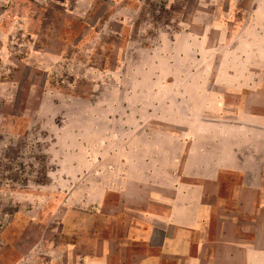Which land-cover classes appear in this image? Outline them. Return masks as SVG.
Instances as JSON below:
<instances>
[{
    "label": "rangeland",
    "instance_id": "obj_1",
    "mask_svg": "<svg viewBox=\"0 0 264 264\" xmlns=\"http://www.w3.org/2000/svg\"><path fill=\"white\" fill-rule=\"evenodd\" d=\"M263 78L264 0H0V264H135L141 178Z\"/></svg>",
    "mask_w": 264,
    "mask_h": 264
},
{
    "label": "crops",
    "instance_id": "obj_2",
    "mask_svg": "<svg viewBox=\"0 0 264 264\" xmlns=\"http://www.w3.org/2000/svg\"><path fill=\"white\" fill-rule=\"evenodd\" d=\"M253 90L235 126L197 129L204 141L177 174L141 178L148 191L121 222L144 248L135 264H264V90Z\"/></svg>",
    "mask_w": 264,
    "mask_h": 264
}]
</instances>
